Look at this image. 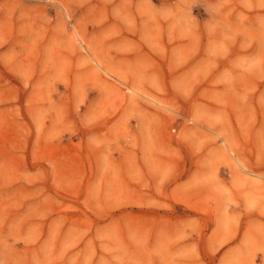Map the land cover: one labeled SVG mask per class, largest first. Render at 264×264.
Segmentation results:
<instances>
[{"label":"rangeland","instance_id":"rangeland-1","mask_svg":"<svg viewBox=\"0 0 264 264\" xmlns=\"http://www.w3.org/2000/svg\"><path fill=\"white\" fill-rule=\"evenodd\" d=\"M0 264H264V0H0Z\"/></svg>","mask_w":264,"mask_h":264}]
</instances>
